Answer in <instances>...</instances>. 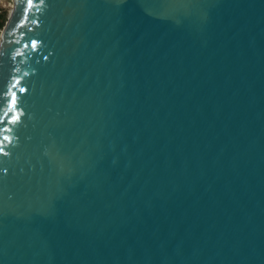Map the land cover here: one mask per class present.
Instances as JSON below:
<instances>
[{
    "label": "water",
    "instance_id": "1",
    "mask_svg": "<svg viewBox=\"0 0 264 264\" xmlns=\"http://www.w3.org/2000/svg\"><path fill=\"white\" fill-rule=\"evenodd\" d=\"M12 2L0 264H264V0Z\"/></svg>",
    "mask_w": 264,
    "mask_h": 264
},
{
    "label": "rangeland",
    "instance_id": "2",
    "mask_svg": "<svg viewBox=\"0 0 264 264\" xmlns=\"http://www.w3.org/2000/svg\"><path fill=\"white\" fill-rule=\"evenodd\" d=\"M12 6V0H0V12L7 14L8 19L10 17Z\"/></svg>",
    "mask_w": 264,
    "mask_h": 264
},
{
    "label": "trees",
    "instance_id": "3",
    "mask_svg": "<svg viewBox=\"0 0 264 264\" xmlns=\"http://www.w3.org/2000/svg\"><path fill=\"white\" fill-rule=\"evenodd\" d=\"M8 21L7 14L0 12V33Z\"/></svg>",
    "mask_w": 264,
    "mask_h": 264
},
{
    "label": "snow or ice",
    "instance_id": "4",
    "mask_svg": "<svg viewBox=\"0 0 264 264\" xmlns=\"http://www.w3.org/2000/svg\"><path fill=\"white\" fill-rule=\"evenodd\" d=\"M32 0H28V5L31 6ZM23 91V89H21ZM12 102L15 104V94H13Z\"/></svg>",
    "mask_w": 264,
    "mask_h": 264
}]
</instances>
